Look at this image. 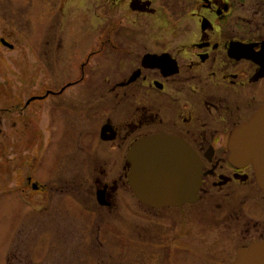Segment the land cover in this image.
Instances as JSON below:
<instances>
[{
  "label": "flooded vegetation",
  "instance_id": "flooded-vegetation-1",
  "mask_svg": "<svg viewBox=\"0 0 264 264\" xmlns=\"http://www.w3.org/2000/svg\"><path fill=\"white\" fill-rule=\"evenodd\" d=\"M88 4L103 16L101 47L117 50L66 55L67 73L60 74L74 78L61 77L58 89L46 90L53 98L82 90L83 100L67 99L82 133L76 150L82 169L121 171L129 185L128 154L135 144L154 136L182 140L193 156L177 160L201 165L196 199L153 208L133 195L139 206L162 217L168 238L163 251H169L173 264H233L239 250L264 242V193L253 167L231 162L229 148L233 131L264 104V0H163L168 32L181 46L176 52L145 54H135L128 41L137 43L133 26L139 16L155 14L154 0H70L67 11L85 13ZM122 35L126 43L117 47ZM27 101L0 113L22 118ZM21 118L18 135L26 139ZM11 129L0 116V139L7 140L0 144L4 157L10 152ZM24 178L22 193L33 184ZM94 182L96 194L103 193L109 204L102 207L112 211L118 182ZM189 221L201 227L192 229ZM151 225L157 227L154 218ZM191 234L199 243L183 244Z\"/></svg>",
  "mask_w": 264,
  "mask_h": 264
},
{
  "label": "rangeland",
  "instance_id": "rangeland-1",
  "mask_svg": "<svg viewBox=\"0 0 264 264\" xmlns=\"http://www.w3.org/2000/svg\"><path fill=\"white\" fill-rule=\"evenodd\" d=\"M69 1L0 0V38L14 46L0 43V110L58 89L61 77L74 78L60 74L67 73L66 55L117 50L101 47L100 10L88 4L85 13L68 12ZM162 1L154 0L155 14L139 16L133 26L139 39L128 43L135 54L179 50L181 40L168 32L170 18ZM123 37L115 41L117 47L126 43ZM65 96L32 101L22 118L0 113L13 128L10 152L0 153V264H173L169 251H163L168 238L162 217L137 204L123 173L82 169L76 152L81 131L75 127V106L67 100H83L82 90L71 89ZM20 118L26 139L18 135ZM6 143L0 139L2 146ZM25 176L40 188L29 184L22 193ZM96 179L118 182L112 211L97 202ZM153 218L157 227L151 225ZM189 226L201 227L197 221ZM184 240L199 243L194 234Z\"/></svg>",
  "mask_w": 264,
  "mask_h": 264
},
{
  "label": "water",
  "instance_id": "water-1",
  "mask_svg": "<svg viewBox=\"0 0 264 264\" xmlns=\"http://www.w3.org/2000/svg\"><path fill=\"white\" fill-rule=\"evenodd\" d=\"M1 42L13 49L5 40ZM229 148L231 162L253 167L257 184L264 193V104L233 131ZM189 149L182 140L164 136L146 138L133 146L128 156L129 185L141 203L162 208L196 199L201 165L177 160L191 158ZM97 199L101 205H109L103 193L98 192ZM233 264H264V242L239 250Z\"/></svg>",
  "mask_w": 264,
  "mask_h": 264
}]
</instances>
